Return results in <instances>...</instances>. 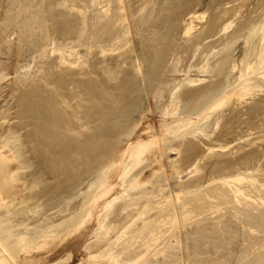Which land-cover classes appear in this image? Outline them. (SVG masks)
<instances>
[{"label": "rangeland", "instance_id": "1", "mask_svg": "<svg viewBox=\"0 0 264 264\" xmlns=\"http://www.w3.org/2000/svg\"><path fill=\"white\" fill-rule=\"evenodd\" d=\"M34 1L35 0H0V66H1L0 67V71H1L0 72V118H1L0 121H1V123H3L2 125L5 126V127L3 126L4 127L3 129H5L3 132H5L6 130L7 131H11V130L15 131V129H18V127H19V129L16 130V132L18 131L19 133L13 132L14 133L13 135L20 134L21 140H24V141H21V140L20 141L22 142V144H23V142L26 143V145L24 147H22L23 148V150H22V148H20L21 146L18 145V143H17L18 141L16 142V144L20 148V153L23 154L22 155L23 157H21V158H24V156L26 155V157H27V158L25 157L26 160H28L30 158V160H28V161L31 162V160L34 159V161H32V162L37 163V161H38L39 164L44 163L46 158H65V159L66 158H74V159H77V161L80 163H86L87 161H88L87 163L94 162L96 160H99V158H101L102 152L108 151L110 144L114 140L113 139L114 134H116V139H117L116 142H118L120 147H124L127 144L128 138L131 139V138L135 137V135L136 136L141 135V136L145 137L148 134H152L153 132H160L161 128H162V124L164 123L165 118H167V115H165L164 111L168 107V105L170 104V101L176 95L180 94L179 96L181 97V98L178 97V101H180L181 103L179 102L180 103L179 104L180 109H179L176 117L180 116L179 118H182L186 114L193 113V111H195L194 109L197 106V104H199L203 101V97H202L203 94L204 95L206 94V95H208V97H210L212 94H215V92L217 90H224L227 86H228L227 87L228 89H231L236 84H238L237 80H238L239 68H241V64H239V66H237V69L235 68L234 70L232 69L233 68L232 66L234 65V62L236 60L237 61L240 60V56L242 57V55L244 54V50H243L242 46L244 45V41L246 39V35L244 34L245 28L249 24L250 20L261 19L264 16V0H241V1L240 0H199L200 2L196 1V3L195 2L192 3V1H195V0L190 1L191 3L189 2V0H152V1L151 0H142V2H141V0H138V1H136L137 5H136V3H134L135 1L132 2V0H131V2L133 3V8H132L133 10L129 9L128 13L131 14L130 19H132V20H130L131 22L129 23L130 25H128V26H129V28H131L133 30V31L130 30L133 33H131L129 35V37L131 36L130 39H132V38H134V39H132V42H127L128 40H126L125 37L126 38H129V37L127 34L124 35V33H123V32H125L123 30L125 28L124 25L126 24V22H123L122 20H119V22H117L118 21L117 18L119 16L118 14H120V15L122 14L119 12V10L117 8L119 6L117 0L116 1L115 0H100V1L99 0H47V1L42 0L41 1L42 5L40 3V0H37V2L36 1L34 2ZM44 1H46L47 3ZM58 1L60 3H58ZM127 1L129 2V5L132 4L129 0H126V4H128ZM32 2H34V3L39 2V3L36 6V4H34ZM150 2H154V3L157 2L156 3L157 5H155L154 3H150ZM187 2H189V3H187ZM176 3L177 4L179 3L178 5H181V8H184L182 10L186 9V14L189 11L188 8L190 9V7L192 9L190 11H193V12L195 11V7L197 9L196 12L200 9L199 13H200V15L204 16V23H206V24H208V21L211 20V18L218 17L216 15H220L219 17L222 16L221 17L222 21H225V20L227 21V19L231 18L230 21L233 20V22H234L233 26L237 29V33L233 36V38H228V39L224 40V42L223 41L216 42V43L209 42L211 40H215L217 38L216 36H215V39L202 37L199 40H196L194 42H191V41L188 42V40L185 39V37H187V36L184 35V32L186 29L185 28L186 23L187 24L189 23V16L190 15L188 12V14H187L188 18L186 16H184V15H186V14H184V15H182L183 18L179 17V18H176L177 20H175V17L173 16L172 12H174L173 11L174 9H176V8L178 9V7H179L178 5H176ZM151 4H152V6H150ZM191 4H194L193 5L194 10H193ZM197 4H198V6H197ZM237 4L240 6H241V4H244L245 7L244 6H243V8H241L242 6L239 7V9L241 10L240 11L237 8L238 7ZM38 5H41V13L43 11H45L44 9H47L49 12L46 10L45 12H43L40 15L39 14L40 13V6H38ZM188 5H190V7H188ZM153 6H154V8H151ZM36 7L38 8V10H36ZM49 7H51V8H49ZM141 8H142V10H140ZM181 8L179 7V9H181ZM226 9H227V11H225ZM34 10H36V11H34ZM117 10H118V12H117ZM234 10L235 11L238 10L239 12L237 11L235 13ZM33 11H34V13L36 12L35 13L36 16L34 14H31V12L33 13ZM98 11H99V14H98ZM181 11H179V12H181ZM201 11H206V13L201 12ZM46 12H47V15H46ZM44 13H45V15H44ZM150 13H152V16ZM199 13L197 12L198 15H199ZM225 13H226V15H224ZM38 14H39V16L42 17L41 19H39L42 21L40 23V25H39V21H38V18H40V17L38 16ZM134 14H136V17ZM31 15H34L35 17L32 18ZM100 15H102V16L105 15L106 18H104L102 16L100 17ZM113 15L116 16V18ZM22 16H23V18H22ZM46 16H47V19H46ZM205 16H206V18H205ZM184 17H185V20H183ZM36 18H37V21H35ZM101 18H103L102 23L99 22V20H101ZM44 19H45V21H44ZM112 19L114 20V22ZM119 19H120V17H119ZM178 19H180V20H178ZM205 19H208V21L205 22ZM247 19H249V20L247 21ZM27 20H29V22ZM110 20H111V22H110ZM173 20H175L178 25H176L175 21H173ZM202 22H203V20L200 21V19H196L193 23H195V25H196V23L197 24L200 23V25H196V26L198 27V29H201L200 28L201 26L203 27V25H206ZM42 23H43V25H42ZM119 23L123 24V26H120ZM174 23H175L176 27H175ZM48 26L50 27L49 28V30H51L50 32L48 30ZM172 26L174 29H172ZM177 27H178V29H177ZM179 27H180V30H179ZM40 28H42V29H40ZM239 28L240 29L244 28V29L242 31L238 32ZM43 29L48 31L49 33L46 31L44 32ZM171 29H172V31L174 30L173 33H172V31L170 32ZM107 30H109V31H107ZM125 30H126V28H125ZM175 30L177 31V34H176ZM117 31H119V32H117ZM140 31H142V34L140 33ZM44 33H46V34L48 33L49 38L51 35L50 33H52L51 44H50L51 40H49V42H48V40L46 41V38H48V36L46 37L44 35ZM112 33H113V35H112ZM118 34L120 37H118ZM120 34H122V35H120ZM172 34H175L174 36L177 39ZM139 35H140V37H141V35H143V38L145 39L144 42L145 41L147 42V43L145 42L144 51L141 50V49H143V45H141L142 43H140L141 40L139 39L140 38ZM242 35L243 36L245 35V36L243 37ZM53 36H55V37H53ZM183 36H185V37H183ZM117 37L119 39H116ZM121 37H124V39H122ZM181 37H183V38H181ZM56 38H57V41H56ZM113 38L116 40V42L117 41L118 42L117 43L113 42V44H112V40H114ZM157 39L160 41H158ZM125 40H126L127 44H126ZM184 40H186L188 43L186 41L184 42ZM133 42H135L136 44ZM137 42H138V44H137ZM157 42H159L160 45ZM161 42H162L163 46H162ZM198 43L199 44L201 43V45H198ZM205 43L208 45L205 48H203V45ZM48 44H50V46H48ZM125 44H126V46L124 47ZM172 44L174 45V47L172 46ZM226 44L227 45L231 44L232 58L229 61V63H227L226 66L224 67L223 74L220 77H218V75H217L218 70H216L212 67L208 69V71H207L208 73L207 72H201V70L203 69L202 64H204L203 63L204 61H202V60L206 57V55L210 56L211 55L210 53H212V52H213L212 53V55H213L214 53L221 51L222 49H224V47H226ZM103 45L106 46V48H109L110 50L105 49V47L103 48ZM133 45L136 49V51H135L136 53H134V52L131 53V51L129 52V50H128L130 48L129 46L132 47ZM240 45H241V47H240ZM40 46H42V47H40ZM110 46H113L114 48H112ZM115 46H117V47H115ZM138 46H140V47H138ZM166 46H167V49H166ZM175 46L176 47L178 46L180 48L179 51H177L175 49ZM195 46L199 47V50L197 52L202 55V59L198 60V62H197V60L194 61V57L192 58V56H190L193 48L195 49ZM186 47H187V49H186ZM51 48H52V50H50ZM56 48H57V50H56ZM145 48L150 50V52L153 54L151 57L152 59H150V57L148 56V52L145 51ZM168 48H171L172 50L168 49ZM103 49L105 51L101 52V50H103ZM137 49H139L141 53H138L139 50H137ZM31 50H32V52H31ZM98 50H100V52ZM127 50H128V55H130L132 60L128 59ZM166 50H168L169 53H167L168 51H166ZM67 51H69V52L67 53ZM97 51L99 53H97ZM48 52L51 54H49ZM55 52L58 54L55 55ZM71 52H73V53L71 54ZM85 52H87V53H85ZM170 52H172V53H170ZM184 52L186 54H184ZM110 53H113V55ZM178 53H180V54H178ZM96 54H99V56L104 55V57H102V58L104 59V61H106L108 63H101L100 64V63H98V61H95L99 57V56H95ZM105 54H107V55L105 56ZM177 54H178V56H176ZM49 55L50 56L55 55L53 58L56 61L57 66L59 63L58 67L57 66L54 67V65H56V63L53 62V60L51 61V59H53V58H51ZM111 55H112V59L116 60V61H113V60H111V58H108V57H111ZM137 55H139L141 57V59H140L141 61L143 60L142 64L143 63L144 64H143L142 70H143V74L145 75V79H143V80H144V82H148L147 84L149 86L147 84H144L143 80H142V82H138V83L135 82L136 81L135 77L136 78L139 77L137 75V73L135 72V69H134L135 63L137 62V59L140 58V57L136 58ZM179 55H180L182 60L184 59L183 60L184 63H181L179 65V69H178V67L176 68L178 71L172 72L169 79L162 80L161 81L162 83H160V84L158 83V87H157V84L153 83V78H152L156 65L159 62H161L162 65H167V64L169 65L170 64L173 67V65L175 64L177 59H179ZM124 56L129 61L126 59H123V58H125ZM184 56H185V58H184ZM46 58L48 59V61ZM107 58L109 60H106ZM49 59L51 62H53L52 63L53 66H52L51 62L49 61ZM122 60H126L130 64L128 62L122 61ZM182 60H181V62H183ZM64 61H65V63H63ZM109 61L110 62L112 61L113 63L112 62L110 63ZM95 62H97V63L95 64ZM114 62H115V64H114ZM123 62H124V64H123ZM151 62H152V64H151ZM210 62H211V64L214 63L213 60H211ZM47 63L51 64V65L49 64V66H51V69L54 68V69H52V70H54L53 74H55V71L58 68H59L58 70L61 71V73H58L59 72L58 70L56 71L59 76L57 75V73L55 76L58 78H56L54 76H52V78H50V79H53L52 81H54V83L48 81L49 80L48 77H51L50 76V72H51L50 70L51 69L47 65ZM116 63H119V64L116 65ZM126 63H128V67H127ZM91 64L93 67L90 66V69H89L88 66ZM97 64H99V65L104 64V66H103L104 68H108L110 71L112 70L111 72H109L110 77H113V75H115V77H118V75L120 74L119 78H122V79H120V80L117 79V81L119 80V83H121L120 84L121 86L119 88L118 87L117 88H113V87L110 88L109 86L104 84V80L102 77L105 76L104 73L107 74V76H105V77H108L109 75H108L107 71H109V70L105 69L106 71H104L100 76L95 71V68L99 66ZM107 64H110V65L107 67ZM122 64H123V66L125 65L124 68H126L127 70L124 69L123 67H120V65L122 66ZM44 65L46 66V68ZM68 65H70L71 67ZM105 65H106V67H105ZM115 65L119 66L117 68L118 69L120 68V71H118V69L115 70L116 69ZM40 66L42 68L44 66V68L41 69ZM60 66H61V69H60ZM66 66H68L69 68ZM72 66H74V68H77V69L79 68V72H80L79 74L80 75H75L78 72V71H76L77 69H75L76 73H72V75L70 74V69L71 70L74 69ZM81 66H83V68ZM114 66H115V69H113ZM183 66H184V68H183ZM188 66L190 67V70H189ZM63 67H66L67 71L69 69L68 73L65 76V78L67 80L66 79L64 80L65 72L63 70ZM180 67L182 68V70H184L185 73H183V71L180 70ZM200 67H201V69H200ZM66 68H64V69L66 70ZM121 68H123V69H121ZM128 68H129V70H128ZM130 68H132V70ZM38 69H40L41 71ZM45 69H46V71L48 70L49 73L48 72L43 73L45 71ZM199 69H200V71H199ZM85 70H87V73ZM121 70L124 71V74H123V72H121ZM82 71L85 75H88L87 78H86V76L84 77V74L82 73ZM115 71L119 72V73H117L118 75L116 74ZM35 72H38V73H35ZM40 72L42 73L43 77L45 75L49 74V76H46V78H48V80L45 78L46 82L43 81L44 78H43V80L41 79L42 81L40 80V77H39ZM91 72L93 74L94 73L96 74L95 77ZM126 72H127V74H126ZM180 72H182V73H180ZM189 72H190L191 77L195 76L193 78H197L199 76V77H202L204 79V81L200 84L194 85L193 87L188 86V84H187L188 82L186 80L188 78ZM62 73L64 75H62ZM110 73H112V74H110ZM145 73H148V74H145ZM33 74H35L34 77L31 76ZM53 74L51 72V75H53ZM81 74H83V76H81ZM129 74L131 77H129ZM131 74H133V75H131ZM61 75H62V77H60ZM73 75H75V76H73ZM190 75H189V77H190ZM37 76L39 79L37 78ZM72 76L74 77L75 82L72 79L73 78ZM97 76L99 78H97ZM53 77L56 78L57 80H54ZM28 78H31L32 80L31 79L29 80ZM34 79L35 80L38 79V81L40 80L41 83L38 81H33ZM25 80H26V82L27 81L28 82L26 83ZM59 80H60V82H63V84L62 83L58 84ZM101 80H102V82H101ZM55 81H57V82H55ZM64 81L67 82L66 85H65ZM79 81H81V82H79ZM36 82H38V84ZM49 82L51 83V85L49 84ZM179 82H181V83H179ZM29 83H31V85H29ZM71 83H73V85ZM81 83L83 84V86ZM261 83H262V86H260V88L259 87L255 88L256 90L252 91V95L249 94L251 96L247 95L244 99H240L237 97H232L231 99H227L228 103L224 104L218 110L211 113V115L208 118L201 120V122H197V126L194 127L195 129L193 128L192 134L187 133L185 131V128H182L179 131V137L173 138V134H169L167 136H163L164 138L168 137L165 141H164V139L161 141V142H163V148L162 149L163 150L165 149L164 150L165 152L163 151L164 155H165L164 156L165 159H163L164 160L163 163L165 162L164 166L167 169L164 168L163 171L159 170L160 172L157 173L156 179L161 180L164 177H167L166 175L169 176L171 174L170 176H172L171 180L173 182L176 181L177 178L179 177L178 178L179 180H177L176 183H178L179 181H181L180 183H184L183 181H185V182L191 181V180H193V181L197 180L198 181L200 179H197V178L202 177V179L200 181H198V182L195 181L197 183V185H196V183L191 181L192 185L195 184L193 186L200 188V189L199 188L196 189L197 193H199L200 191L202 193L200 192L201 194H198V195H197V193L194 194V195H196L195 196L196 198L194 197L195 200L192 197V195L190 196V198L191 197L193 198V199L191 198V200L194 201V202L192 201L194 204H192V205L190 204V207L192 206L194 208V206H196L195 208H197L196 209L197 211H195V214H196V212L198 214L197 215L193 214V215H195V217L197 216L196 218L194 217L195 222L199 221V217H200L202 219V220H200L201 223L200 222H196V223L202 224L203 222L207 221L205 223H208V224H205V225H210V227L209 226L208 227L211 228L210 229L211 231L208 229V227L205 228L206 226L203 223L202 227H200V228L203 231H206L205 233H207V234H206V236L204 233L201 234L198 230V229H200L198 224H196L197 226L194 225V223H195L194 218L191 220L192 222L189 226L190 229H189V227L183 226V233L184 234H185V231H188V230L191 231V232L190 231L186 232L185 236H189V237L192 236L191 238H193L194 240H198V238H196V239L194 238V237H198L197 235L201 234V236H203V234H204V236L207 237V235H209L208 232H210V233L212 232L209 235V236L212 235V238L211 237L209 238V236L207 237L209 239H206V238L203 239V237L201 238V236H199L200 242L203 243V244L201 243L202 246L200 245V247H203L204 244H207V243H204L206 240L211 239V241H212L211 243L215 245L214 246L215 248L212 247L213 245L211 246V250L207 249V247H204L205 248L204 253H203V251L200 252V249H201L200 247H199V251L194 249L195 251H198V254L201 253L198 255V254H195L196 252L194 251V255H196L195 257H198L197 259L199 262H200V260H199L200 255H203V258H204L205 254L209 255L208 252L211 254V256L209 255L210 259H207V258H209V256L205 257L207 260H205V258L203 259L201 256V264H203L204 261H205L204 264H211V263L213 264L215 262L218 263L219 261L222 262L223 264H226L228 260H230V261H228V264L229 263L231 264V262H232V264H240V262L238 263V259L240 258L239 256H241V255H242L241 259H243V261L244 260L250 261V258H252L251 261L253 263L250 261V264L251 263L255 264V261L257 259L259 260L258 257L260 255L261 256L264 255L262 253V251H264V248H263L264 245H262V244H264V242H263L264 240L262 241V238L264 239V236L260 234V232L264 233V227H263L264 226L263 225L264 219L263 220L259 219L260 217L264 218V216H263L264 214L263 213H262L263 215L260 214L262 211H264L263 210L264 206H263V208H260V206L262 204L264 205V203H262L263 200L261 201L258 198L259 202L256 201L254 203H257V205L259 204L260 206L258 205L259 208H257V207L253 208V209H257V211L262 209V211H258L259 213L255 210V212L257 214H259L258 215L259 217L256 218V222L258 224L260 223V225H263L262 227L258 226L263 230V232H262V230H260V228H256L257 226H255V225L257 223L256 224L254 223L255 225L252 223L256 229L254 227H253V229H251V227L250 228L247 227L249 223L251 224V218H250L251 216L250 215H252V213L250 212V209L252 211V207H250V206L254 207V203L248 202L244 198L242 199V197L240 199L246 201V204H243L245 202H241L242 200L240 202L238 201L239 202L238 203L236 201V199L233 198L232 191H231V187L236 186L238 182L236 183V185H235V183L231 182L232 186H230V183L229 184L227 183L228 185L227 186L224 185L225 186L224 187L222 184H225V183L221 184V182H223V181H222V179H219L220 174H218V173H221V176L222 175L228 176V175H231V173L232 174L235 173L237 175L238 174L240 175V173L244 175L245 174L244 172H246V174H249L250 172H251L250 174L254 173V175L253 174L252 175L255 178L259 179V180L256 179L258 182H256L255 178L249 174V177L247 179L248 181L246 180L247 177H245L244 180L239 184H245L243 182L246 181V183H247L246 186H249L250 184L257 183L256 185L255 184L251 185L252 187L253 186L256 187L258 185V183L260 182L259 183L260 185H258V186H260L261 188L259 189V187H256L257 190H256V188L254 190V191H257L258 194H257V192H254L253 189H250V190H251V192L256 193L257 197L260 196L261 194H262L261 195L262 197L264 196L263 195L264 193L262 191V189H264V185H263V188L261 185V183L264 184V88H263L264 87V81L260 82V85H261ZM43 84H45L46 89H44L45 87ZM46 84L47 85L49 84V85L47 86ZM146 85H147V87H146ZM58 86H60V88H58ZM73 86L77 87L78 89L73 87ZM144 86L146 89L144 88ZM47 87H49V88H47ZM156 87H157V92L155 91ZM54 88H55V91H54ZM227 88H226V90H227ZM11 89H12V91H11ZM61 89L63 91H60ZM74 89H76V90H74ZM51 90H53V91L51 92ZM43 91H44V93H43ZM48 91H50V93ZM70 91H72V92H70ZM56 93L57 94L63 93V99H64L63 103L65 101V104H61L59 102V100H58L59 95H57ZM51 94H52V96H51ZM135 95H137V97ZM55 96H56V98H55ZM81 96H82V98H81ZM72 97L77 98V99L76 100L74 99L75 100L74 101L72 99ZM109 97H111V98H109ZM71 99L73 101H71ZM80 99H82V100L84 99V100L82 101ZM54 100L56 103L54 102ZM57 104H59V105H57ZM77 104H79V105H77ZM64 105L66 106V108L64 107ZM60 107H62V108H60ZM68 107H71L72 109L68 108ZM77 107H79L81 109H79ZM63 111H64V113H63ZM73 114H74V116H73ZM77 114H79L83 117L80 121L76 117ZM115 115L120 116L123 119V121H125V124L127 126L128 131L121 133L122 131H120L119 128H117V130L113 131L115 125L112 127L111 125L108 124V116H115ZM192 115H193L192 116L193 118L196 117V115H194V114H192ZM221 117H223V118H221ZM70 120H73V121L79 123V127L74 129L75 131L77 130L80 133H82V132L85 133L87 131V129H89V128L87 127L86 130H84V125H86V124L88 125V122H89L90 123L89 127H91V129L94 125H98L99 128H101V127L106 128V129L111 131L112 137H110L109 139H107L106 137H103V136H102V139L98 138L99 132H97V129L93 127L92 130H89V132L91 131V133H89V134L85 133L79 139L75 138L76 141L65 140L63 138L66 137V135L67 136L73 135L71 133L72 132L71 130L73 128H70L73 126H72V123L69 122ZM147 120L149 123L147 122ZM195 120L196 119H193V121H195ZM218 120H220V122ZM90 121H92V122H90ZM175 124L176 123H174V125ZM11 126L13 127V129ZM199 126H201V127H199ZM14 127H16V128H14ZM144 127H148V129L142 130ZM202 128L203 129L205 128V129L203 130ZM205 131H206V133H205ZM80 133H79V135H80ZM180 133H182V134H180ZM22 134H24V137H22ZM20 135L19 136L17 135L19 139H20ZM205 135H206V137H205ZM7 136H10V134ZM73 136L75 137V134ZM196 137H198V138H196ZM5 138H6V136L3 137L4 140H5ZM29 138H30V140H29ZM168 139H170V140H168ZM39 140H41V141H39ZM29 141H31V142H29ZM33 142H34V144H33ZM28 143L29 144L31 143L30 146L27 145ZM223 144L226 146V148L221 147V146H224ZM161 145H162V143H161ZM27 146L30 148H28ZM172 147H174L175 149L174 148L172 149ZM179 147H181V148H179ZM24 148H27L26 149L27 151H29L31 149V151H29L31 153L27 152ZM21 151H23V152H21ZM24 153H26V154H24ZM30 156H32V157H30ZM33 157H35V158H33ZM31 158H33V159H31ZM187 158H188V160H187ZM245 159H247V160H245ZM248 159H250V160H248ZM252 159H254V160H252ZM243 160H245L247 163L245 164V162ZM177 161H178V163H177ZM179 161H181V162H179ZM185 161H186V164H188V166H190V165H192V166H190V168H188V166L185 164ZM49 162H52L51 164H53L55 166L59 165V163H60L56 160L55 161L54 160L49 161ZM174 162H176V165L178 166L177 168H180V165H181L182 166L181 168H186V169L188 168V169L187 170L182 169L183 170L182 174L180 172L178 174L179 175L178 176L173 171V169L171 170V167H170L171 166L170 164H173ZM187 162H189L191 164H189ZM232 162H234V163L232 164ZM166 163H167V165H166ZM183 163H184V166L182 165ZM196 163H198L200 165V167L198 166V164L196 165ZM242 163H244V164H242ZM237 164H238V166H240V168L237 167ZM251 164H252V167L250 166ZM245 165L248 167L250 166L249 169H252V171H250V170L247 171L248 167H246ZM195 166H197L198 169ZM227 166H228V168H227ZM219 167L222 170L219 169ZM229 167H232L233 169L232 168L230 169ZM235 167L238 168V170L240 169V173H239V171L234 172L235 170H237V169H234ZM199 168H201V170H199ZM254 168L256 170L258 168L259 170L256 171ZM25 169H27V168H25ZM191 169L193 170L192 173H191ZM214 169H216V170H214ZM226 169H227V172H226ZM241 169H243V170H241ZM150 170H151L150 164L148 162H145L144 165L142 166L143 174L149 173ZM22 171H24V169H22ZM230 171H231V173H230ZM222 172H226L227 174L226 173L223 174ZM247 172H249V173H247ZM165 173H167V174H165ZM212 175H213V177H212ZM227 176H226V178H227ZM233 176H234V174H233ZM246 176H248V175H246ZM204 177H206L204 180H207L208 177H210L208 179V182L203 181ZM213 178H214V180H213ZM229 178H233V177L229 176ZM251 178L252 179L254 178V180H252ZM171 180H170L169 184H171V182H172ZM212 180L214 182L216 181L217 184H219V186H217V184H215L216 182L214 183ZM219 180L221 182H219ZM250 180H252V181H250ZM90 181H92V180L87 181V183L81 189H78L76 191V193H77L76 195L83 196L84 193L88 190L87 188L90 185V184L88 185V183ZM173 182L170 185L172 187L174 185H176V183L175 182L173 183ZM199 182H203V183H199ZM210 182H212V184ZM180 183L177 184L178 187L176 185L177 189L180 187L179 186V185H181ZM207 183H208V185H207ZM163 184L165 185L166 183L163 182L162 187H163ZM169 184H166V186H169ZM199 184L206 187V188H204L202 186L200 187ZM209 184H210V186H209ZM206 185L209 186L210 188L213 186V188H211V190H210L208 187V189H207ZM221 185L223 186V188ZM241 186H244V185H241ZM162 187L160 186L159 189H162ZM220 187L223 190L220 189ZM229 187H230V189H229ZM249 187H247L248 189H246V190H249ZM149 188L151 189V187H149ZM165 188L168 189L167 187H165ZM194 188L195 187H193V189L192 188L191 189L194 190ZM203 188H204V190L206 189L205 190L206 192H208L207 190H210V191L213 190V192H211V193L209 192V193L213 195V196H211V197H213V199L215 198V196L217 199H219V200H217L218 204L216 203L217 201L213 202L216 198L213 200L212 198H210V196H208V198L204 197L205 195L207 196V194L203 190ZM177 189H175V192H178L179 195L181 196L183 193L180 191V189H178V190ZM214 189H215V191H214ZM227 189H228V191H227ZM258 189L262 192L261 194H260V191ZM216 190H218V192ZM220 190H221V192H220ZM224 191H225V193L228 194L227 199H226V196L221 198V193ZM230 191H231V193H230ZM218 193L220 194L219 195L220 197L218 196ZM199 195H200V197H198V199L199 198L200 199L198 201L197 196H199ZM203 197L205 198V202L203 203L204 205L202 204L203 199H204ZM201 198H203V199H201ZM209 198H210V200H209ZM231 200L234 203L230 202ZM200 201H202V202H200ZM209 201H212L211 204ZM222 202H224V204H222ZM227 202H228V204L226 205ZM236 202L238 204H235ZM247 202H248V206H247ZM206 203H208V204H206ZM212 203H215V204H212ZM205 204H206V206H205ZM241 204L246 205L247 207H250V208L248 209V208H246V206L242 207ZM34 205L36 206V204H34ZM200 205H203V206H200ZM208 205H209V207H207ZM210 205L211 206L214 205V208L212 207L213 210L217 207V206L215 207V205H218V207H220L221 205H224V207L221 206L222 208H219L220 210L221 209L224 210V211L221 210L222 213L224 212V214H225L226 211H229L226 209H230V212L229 213L226 212L225 215L224 214L222 215V213H220L221 211L217 210V212L220 211L218 214L217 212L212 211V208ZM234 205H239L238 207H240L242 209L237 208ZM231 206H234V208L232 207V209L237 208V211H238V209H239V211L240 210H249V211H247V212H249V214L247 212L245 213V211L244 212L240 211L241 212V213H239L240 215L237 214L236 211L232 212ZM199 207H200V209H199ZM205 207L207 209L210 208L213 213H217L216 215H218L219 218H221V216H222L221 220L227 215L224 219H225V221H227L228 224H226V222L224 220H223V223L221 222V220L219 222L218 221L219 218L214 219V218H217L216 215L215 214L212 215V212H210V210H207L208 211L207 212ZM204 209L207 212V214L210 213V214H208V217H207V214H205V212H203ZM216 209H218V208H216ZM56 211H57V209L50 210L48 212V214L49 215L54 214V213H56ZM199 212H200V214H199ZM235 212L239 217H235V215H236ZM230 213L231 214L234 213L235 215L233 214L234 215L233 216ZM242 213L243 214L245 213V215L246 214L247 215L245 216ZM256 213H255V216H256ZM201 214H203V216ZM241 214L244 216L243 217L244 219L243 218L242 219L245 221L242 222V220H241L240 223L243 224L248 220L246 222L247 224H243L244 226L246 225L244 229L247 228V230H245V231H244V229L242 230L244 233L241 231V229L244 226L243 225L242 226L240 225V227L238 226L240 224L239 223L240 220H238V219L240 217H242ZM248 215H249V217H248ZM204 216L206 219L205 221H203ZM228 217L230 219H232L233 217L236 219L238 218L237 219L238 221L234 218H233V221H231ZM197 218H198V220H197ZM208 218L210 220H208ZM249 218H250V220H249ZM227 219H229V220H227ZM214 220H216V221L213 222ZM234 220H236V221H234ZM192 223H193V226H196V227H193V229H191ZM213 223H214L215 227H214ZM218 223H220V224L222 223L223 224L222 227L223 226L226 227L227 225L230 226L229 224L231 223V225L233 227L232 230L234 232L236 230L238 231V229H240V230L238 232L232 233L233 231L231 229H229L231 226L228 229H224V228H221V225H219ZM211 224L213 225V227L215 229L218 228V226H220L218 228V231L221 228L223 233H222V231H219L221 233H219V232L218 233L221 235H217L218 234L217 229L215 230L213 227H211ZM216 224H218L217 227H216ZM34 225L37 226V228L41 227L42 220L36 221V223ZM203 225L205 227H203ZM250 226H252V225H250ZM95 227H97V226H95ZM197 227H198V229H195ZM186 228L188 230H186ZM194 229H195V231H194ZM213 229H214V232L212 231ZM250 229L252 232L254 230H258V231L260 230L259 234L262 237L260 235H257L258 231H256V233H257L256 234L255 231L253 233L250 232L249 231ZM224 230H226V231H224ZM229 230H230V232L227 233V231H229ZM180 231H182V230H180ZM192 232L193 233L199 232V234L196 233L197 235L195 236L194 234H191ZM245 232L247 233L246 236H245V234H246ZM187 233H188V235H187ZM189 233L191 234V236ZM213 233L216 234L217 238L215 236L213 237V235H215ZM184 234L181 233L180 235L183 236ZM223 234H224L225 240L228 241V240H230V238H232L233 239V240L231 239L232 243L234 242V244H236L237 241L239 240L238 241L239 244H237V246H236V245L231 244V242H229V241L226 242L225 240H223V242H226V245L224 243L220 242L221 244H224V246H223L224 248L222 247L220 249L221 254L223 255L222 256L221 254L218 255V253H220V251L218 250L220 245L217 244L218 246L216 247V243H214V242H216L217 239L221 241ZM225 234L227 236V239H226ZM228 234H231L232 236H230ZM241 234H242V236H241ZM249 234H250V236H249ZM90 235H89L88 241H90V239L92 240V238H90V237H92L94 234H90ZM251 235H253V237H251ZM185 236L182 237V238H184L183 240H186L185 238H187V237H185ZM218 236L220 239L218 238ZM234 236H235V238H234ZM236 236H239V237L237 238ZM246 237H248V238H246ZM191 238H189V240H191ZM239 238H241V240ZM252 238H253V240H252ZM173 239L174 238H171V240H173ZM193 239H192V241H193ZM201 239H203L205 241L203 242ZM215 239H216V241H214ZM250 239H251V243L252 242H254V243L251 244ZM173 241H175V240H173ZM241 241H243L244 244ZM175 242H173V243H175ZM247 242H248V244H247ZM63 244L64 243H62V245ZM227 244H228V246L232 245V247L230 249L228 247V249H227L228 251H224L225 247H227ZM240 244L242 247L240 246ZM242 244L245 246L244 248H243ZM247 245H248V247H247ZM251 245L253 247L250 248ZM258 245H261V247L263 249L262 251L257 249L260 247ZM186 246H188L187 243L184 246V249ZM234 246L236 249L233 248ZM213 248L215 249V251ZM58 249H59V247L56 248L55 250H58ZM206 249L208 251H206ZM237 249H240V250H237ZM245 249L246 250L250 249V250L245 251ZM251 249H253L254 251L252 252ZM229 250L230 251L232 250L231 251L232 254H231V252L229 253ZM255 250H259V252H261L263 255L259 252H256ZM184 251L186 252L187 248ZM213 251H214V253H213ZM233 251H234V255H233ZM240 251H241V253H240ZM50 252L51 253L49 256H52L55 253H57V251H54V254L52 251H50ZM70 252H69V254H73L74 251L72 252L70 250ZM244 252L246 254H247V252H249L247 254V257H246V255H244L246 257V259H245V257L242 258L243 254H245ZM254 252H256L255 254L258 253L256 256L257 259H255L256 257L253 258ZM250 253H251V257L248 256ZM77 254H78L77 256H80V257L83 256L81 251H79V253H77ZM212 254L213 255L215 254L216 257L214 258V256H212ZM227 254L229 256H227ZM235 254H238L239 256L235 255ZM62 255H63V258L64 257L66 258V256H67V254L66 255L62 254ZM73 255L71 256L70 262L72 261ZM220 256H221V258H220ZM218 257L220 258V260L218 259ZM222 257L225 259L226 263H224V261H222V260H224V259H222ZM237 257H238V259H237ZM213 258L215 260H213ZM216 258H217V261H216ZM233 258L235 259L234 262H233ZM185 260L188 264H190V259L186 258ZM185 260H183L184 264H187L185 262ZM209 260L211 261V263H209L210 262ZM196 261L197 260L194 261V264H196V263L199 264ZM249 261L245 264H249ZM217 263H215V264H217ZM256 264H258V263H256ZM261 264H263V263H261Z\"/></svg>", "mask_w": 264, "mask_h": 264}, {"label": "bare ground", "instance_id": "2", "mask_svg": "<svg viewBox=\"0 0 264 264\" xmlns=\"http://www.w3.org/2000/svg\"><path fill=\"white\" fill-rule=\"evenodd\" d=\"M35 1L37 2V0H35ZM41 1L42 0H40V3H41ZM46 1H44V2H46ZM129 1L131 2V0H129ZM133 1H135L134 3H136V1H138V0H132V2ZM190 1H192V0H189V2ZM196 1H199V0L192 1V3L193 2L196 3ZM34 2H32V3H34ZM117 2H118V5H119L117 8H118L119 12L122 13L121 15L118 14L119 16L117 18L118 19L117 22H119V20H122L123 22H126V24L124 25L125 28H126V30L123 27L124 28L123 31H125V32H123V31L122 32L124 33V35L127 34L128 37H129V35L131 33H133V32H131L133 30L131 28H129V26H128V25H130L129 24L131 22L130 20H132V19H130V15L131 14L128 13L129 12L128 10L133 8V3L131 2L132 3L131 4L132 6H131V5H129V2L128 1H127L128 4H126V0H117ZM141 2H142V0H141ZM189 2H187V3H189ZM38 3H34V4H36V6H37ZM58 3H60V2L58 1ZM150 3H154V2H150ZM156 3H154V4L157 5ZM178 4L176 3V5H178ZM41 5H42V3H41ZM41 5H38V6H40V13L38 12L40 15L47 10V9H44L45 11H43L41 13ZM136 5H137V3H136ZM191 5H192V8H193V5L194 4H191ZM150 6H152V4ZM178 6L181 8V5H178ZM197 6H198V4H197ZM241 6L238 5L237 8L238 9H239V7L243 8L244 4H241ZM179 7H178V9L177 8L174 9L173 10L174 12H172L173 13V16L175 17V20H177L176 18L182 17V15L186 14V9L185 10H182L184 8L179 9ZM188 7H190V5H188ZM49 8H51V7H49ZM142 8L140 10H142ZM151 8H154V6L151 7ZM36 10H38L37 7H36ZM36 10H34V11H36ZM118 10H117V12H118ZM188 10L187 11L189 12V15H190L189 16V23L188 24L186 23V27H185L186 29H185V32H184V35H186L188 38L185 37V36H183V37H185V39L188 40V42H190V41L191 42H194L196 40H199L202 37L211 38V39L214 38L215 39V36L217 38L215 40H211L209 42H211V43H216V42H220V41H223L224 42V40H226L228 38H233V36L237 33V29L233 26V23H234L233 20L230 21L231 18L230 19H227V21L229 20L227 22L226 20L225 21H222L221 20V17L222 16L219 17L220 15H216L218 17L215 16L216 18H211V20H209V21H208L209 18L208 19H205V22L208 21V24H209L208 25V24L204 23V16L203 15H200V13H199L200 12L199 11L200 9L197 11L199 13V15L196 12V10H197L196 7H195V11L194 12L193 11H190V10H192L191 7H190V9L188 8ZM193 10H194V8H193ZM34 11H33V13L31 12V14H34L36 16V14H35L36 12L34 13ZM179 11H181V12H179ZM225 11H227V9ZM237 11L238 10H236V11L234 10L235 13ZM188 12H187V14H188ZM201 12H205L206 13V11H201ZM39 14H38V16H39ZM98 14H99V11H98ZM150 14L152 16V13H150ZM187 14L184 15V16L187 17ZM34 15H31V17L34 18L35 17ZM44 15H45V13H44ZM46 15H47V12H46ZM134 15L136 17V14H134ZM224 15H226V13ZM101 16L102 15H100V17ZM39 17L40 18H38V17L37 18H38L39 25H40V23L42 21L39 20V19H41L42 17L41 16H39ZM102 17L106 18L105 15H103ZM114 17L116 18V16H114ZM119 17H120V19H119ZM22 18H23V16H22ZM37 18L35 19V21H37ZM205 18H206V16H205ZM46 19H47V16H46ZM102 19L103 18H101V20H99V22L102 23L103 22ZM196 19H200V21L203 20L202 23L206 24L207 26L206 25H203V27L202 26L201 27L199 26L201 29H198V27L196 25H200V23H198V24L196 23V25H195V23H193ZM29 20H27V21L29 22ZM175 20H173V21H175ZM178 20H180V19H178ZM183 20H185V17H184ZM248 20L249 19H247V21ZM44 21H45V19H44ZM110 22H111V20H110ZM113 22H114V20H113ZM43 23H42V25H43ZM175 23H176V21H175ZM175 23H174V25H175ZM119 25L120 26H123V24H120V23H119ZM176 25H178V24L176 23ZM176 25H175V27H176ZM42 28H40V29H42ZM49 28L50 27L48 26V30H49ZM172 29H174L173 26H172ZM172 29L170 30V32L172 31ZM177 29H178V27H177ZM243 29L244 28H242V29L239 28L238 29V32L239 31H242ZM179 30H180V27H179ZM45 31L46 30H44V32ZM50 31L51 30H49V32ZM107 31H109V30H107ZM173 31H172V33H173ZM46 32H48V31H46ZM117 32H119V31H117ZM175 32L177 34V31L176 30H175ZM48 33L47 34L44 33V35L46 37L48 36V38H49ZM140 33L142 34V31H140ZM50 34H51L50 35V38H51L52 33H50ZM122 34H120V35H122ZM244 34L246 35V39L244 41V45L242 46V48L244 50V54L242 55V57L240 56V60H238V61L236 60L234 62V65L232 66L233 68L231 67L234 70L235 68L237 69V66H239V64H241V68H239V75H238V80H237L238 81V84H236L231 89H228L227 88L228 86H227L226 87L227 90H226V88L224 90H217L215 92V94H212L210 97H208V95H206V94L205 95L203 94L202 95L203 101L201 103L197 104V106L194 109L195 111H193V113L186 114L182 118H179L180 116L179 117H176V115H177V113H178V111L180 109L179 104L181 102L178 101V97L181 98L179 96L180 94L176 95L175 97L173 96L174 98L173 99L171 98L172 100L170 101V104L168 105V107L164 111L165 115H167V118H165L164 123L162 124V128H161V131L160 132H153V133L151 132L152 134H148L145 137H143L141 135H137V136L135 135V137H133L131 139L128 138L127 144L124 147H120V145L118 144V142H116V140H117L116 139V134H114L113 135V139L114 140L110 144L108 151L107 152H102L101 158L98 157L99 160H96L94 162L87 163L88 162L87 161L86 163H80V162L77 161V159H74V158H66V159L65 158H46L47 161L45 160L44 163L39 164L38 161H37V163H35V162L33 163L32 162V161H34L33 158H35V157L31 158L33 160H31V162H30V161H28V160H30V158L28 160H26V158H27L26 155L24 156V158H21V157H23L22 156L23 154L20 153V148H22V147H24L26 145V143H24V142H23L24 145L22 144L21 141H24V140H21V135L20 134H17L18 136L20 135V139L18 138L17 135H13L14 133H17L18 132V131L16 132V130H18L19 127H18V129H15V131L14 130L13 131L12 130L11 131H7L6 130L5 132H3L5 130V129H3L5 126L2 125L3 123H1V121H0V264H184V261L183 260H185L186 258L190 259V264H194V261L195 260H197L196 262H198L199 264H201V256L203 258V255H200V258H199L200 262H199L198 259H197L198 257H195L196 255H194V251L195 250H198L199 251L200 245L202 246V244H203L202 242H200V239H199L200 237L199 236H201L202 233H204L205 236L207 234V233H205L206 231H203L200 227H202V224L203 223H204V225L205 224H208V223H205L207 221H205L206 219H205V216H204L203 221H205V222H203L202 224H200L201 223L200 220H202L199 217L200 215L198 216L199 217V221H196V222H200V223H196L195 222V218L197 216L195 217V215H197L198 213L196 212V214H195V211H197L196 210L197 208H195L196 206H194V208L192 206H191L192 208L190 207V204L191 205L194 204L193 203L194 201L191 200V198L192 197L194 198L196 196L194 194L197 193V190L196 189H198L199 187L197 188L196 186H193L195 184L192 185V182L191 181H193V180L187 181V182L183 181L184 183H180L181 181H179L178 183H180L181 185H179L180 187L178 189H180V191L184 194V195L182 194L183 196L182 195L180 196L178 192H175V189H177V187H178V185H177L178 183H176V181L179 180L178 179L179 177L177 178L176 181H174L176 183L177 187L174 184H173L174 185L173 187L170 186L172 184V182H173L171 180V177H172V176H170L171 174L169 176L166 175L167 177H164L161 180L156 179L157 173L160 172L159 170H162L163 171V169L165 168V166H164V163L165 162L163 163V161H164L163 159H165L164 158V156H165L164 155V152H165L164 150L165 149L164 150L162 149L163 148V142H161V141L163 139L165 141L168 137L167 138H164L163 136H167L169 134H173V138L174 137H179V131L182 128H185V131L187 133H189V134L191 133L192 134L193 133V128L197 126V122H201V120H204V119L208 118L211 115V113H213L214 111L218 110L224 104L228 103L227 102V99H231L232 97H237V98H240V99H244L247 95H249V94L252 95V91L256 90L255 88H257V87L260 88V86H262V83L260 85V82L264 81V16L261 19L250 20L249 21V24L245 28V33ZM112 35H113V33H112ZM172 35L174 36L175 34H172ZM53 37H55V36H53ZM118 37H120L119 34H118ZM118 37L116 39H119ZM130 37L129 38H126L125 37V39L128 40L127 42H132V39H134V38L130 39ZM139 37H140V35H139ZM183 37H181V38H183ZM48 38H46V41L48 40V42H49V40H51L50 41V44H51L52 38L51 39L50 38L48 39ZM121 38L124 39V37H121ZM139 39L141 40V42H140V43H142L141 45H143V49H141V50L144 51V45H145V42L146 41L144 42L145 39L143 38V35H141V37ZM126 40H125V42H126ZM56 41H57V38H56ZM158 41H160V40H158ZM185 41L186 40H184V42ZM113 42H116V40L115 39L112 40V44H113ZM127 42H126V44H127ZM133 43H135V42H133ZM157 43L159 44V42H157ZM50 44H48V46H50ZM126 44L124 45V47L126 46ZM137 44H138V42H137ZM161 44H162V42H161ZM198 45H201V43L200 44L198 43ZM207 45L208 44L205 43L203 45V48H205ZM113 46H110V47L114 48ZM140 46H138V47H140ZM162 46H163V44H162ZM172 46L174 47L173 44H172ZM40 47H42V46H40ZM104 47H105V49H109V48H106V46L103 45V48ZM115 47H117V46H115ZM129 47H128L129 48L128 49L129 52L131 51V53H133V52L136 53L135 52L136 49H135L134 45L132 47L131 46H129ZM240 47H241V45H240ZM139 49H137V50H139ZM166 49H167V46H166ZM168 49H171V48H168ZM175 49L177 51H179L180 48L178 46L177 47L175 46ZM186 49H187V47H186ZM50 50H52V48ZM56 50H57V48H56ZM128 50H127V55H128ZM198 50H199V47H196L195 46V49L193 48L192 53L190 54V56H192V58L194 57V61L197 60V62H198V60H201L202 59V55L197 52ZM98 51L100 52V50H98ZM98 51H97V53H99ZM103 51H105V50L104 49L101 50V52H103ZM145 51L148 52V56L150 57V59H152L151 57H152L153 54L150 52V50H148L147 48H145ZM166 51H168V50H166ZM31 52H32V50H31ZM68 52L69 51H67V53ZM72 53L73 52H71V54ZM85 53H87V52H85ZM138 53H141L140 50L138 51ZM167 53H169V51ZM170 53H172V52H170ZM212 53H210L211 54L210 56L206 55V57L204 58L205 60L204 59L202 60V61H204L203 62L204 64H202L203 65V69L201 70V72H207L208 69L212 67V68L218 70L217 71V75H218V77H220L223 74V72H224V67L226 66L227 63H229V61L232 58L231 44L230 45H227L226 44V47H224V49H222L221 51H219L217 53H214L213 55H212ZM49 54H51V53H49ZM56 54H58V53L55 52V55ZM110 54L113 55V53H110ZM178 54H180V53H178ZM178 54L176 56H178ZM184 54H186V53L184 52ZM106 55L107 54H105V56ZM112 55H111V57H108V56L107 57L108 58H111V60H113L112 59ZM54 56H50V57L53 58ZM95 56H99V54H96ZM102 57H104V55L99 56L97 58V60H95V61H98V63H100V64L101 63H108V62L104 61V59ZM129 57H130V55H128V59H131V57L130 58ZM138 57H140V56L137 55L136 58H138ZM108 58L106 60H109ZM184 58H185V56H184ZM123 59H126V57L123 58ZM128 59H126V60H128ZM140 59H141V57L137 59V62L135 63V67H134L135 72L139 76L137 78L135 77V80H136L135 82L136 83L142 82V80L145 79V75L143 74V70H142L144 63L142 64V61L143 60L141 61ZM52 60H53V62L56 63V61L54 60V58L51 59V61ZM126 60H122V61H126ZM181 60L182 59H181V57L179 55V59H177V61L173 65V67L170 64L169 65L168 64L167 65H162L161 62H159L156 65V67H155V71L153 72L154 73L153 76H152L153 83L154 84H157V87H158V83L159 84L162 83L161 82L162 80L169 79L170 78V75L172 74V72L178 71L176 68L178 67V69H179V65L181 63H184V61H183L184 59L182 60L183 62H181ZM211 60L214 61L213 64H211V62H210ZM47 61H48V59H47ZM49 61H50V59H49ZM113 61H116V60H113ZM128 61H126V62H128ZM53 62H51V64ZM63 63H65V61ZM96 63L97 62H95V64ZM128 63H126L127 64V67H128ZM49 64L50 63H47L48 66H49ZM114 64H115V62H114ZM117 64H119V63H116V65ZM123 64H124V62H123ZM123 64H122V66L120 65V67H123L124 68L125 65L123 66ZM151 64H152V62H151ZM97 65H99V64H97ZM109 65L110 64H107V67ZM44 66H43V68H44ZM52 66H53V64H52ZM55 66H57V63H56V65H54V67ZM58 66H59V63H58ZM68 66H70V65H68ZM68 66H66V67H68ZM90 66L93 67L92 64H91V65L88 66L89 69H90ZM103 66H104V64L99 65L98 67L95 68L96 73H98L100 76H101V74L104 71H106L105 69H108V68H104ZM115 66H114V68L113 67L112 68L115 69ZM49 67L51 69V66H49ZM66 67H63V70L65 72V75L62 73V75H64V80L66 79L65 76H66V74L69 71V69L67 71V68ZM72 67L74 68V66H72ZM81 67L83 68V66H81ZM105 67H106V65H105ZM117 67H119V66H116V69L115 70L118 69ZM43 68L41 67V69H43ZM45 68H46V66H45ZM64 68H66V70ZM123 68H121V69H123ZM183 68H184V66H183ZM52 69H54V68H52ZM52 69L50 71L53 74L54 73V70H52ZM60 69H61V66H60ZM75 69H77V68H74L72 70L70 69V74L71 75H72V73H76L75 72ZM124 69H126V68H124ZM130 69L132 70V68H130ZM200 69H201V67H200ZM200 69H199V71H200ZM38 70H40V69H38ZM128 70H129V68H128ZM180 70H182L181 67H180ZM189 70H190V67H189ZM56 71H55V74H53V75H51V72H50V76L51 77H48L49 80H48V78H46V76H49V74L48 75H45L43 77L42 76V73L40 72L41 73V74L39 73L40 80L41 79L43 80V78H44L43 81L46 82L45 81V78H46L48 81L54 83V81H52L53 79H50V78H52V76L56 77L55 76L56 73H57ZM58 71H59L58 73H61L60 70H58ZM76 71H78V72L75 75H80L79 74L80 73L79 72V68ZM85 71L87 73V70H85ZM111 71L110 70L107 71L108 72V75H109V72H111ZM118 71H120V68L118 69ZM182 71H183V73H185L184 70H182ZM47 72H48V70L46 71V69H45V71L43 73H47ZM121 72H123V74H124V71L121 70ZM35 73H38V72H35ZM58 73H57V75H58ZM82 73H83V71H82ZM117 73H119V72H116V74ZM180 73H182V72H180ZM83 74H81V76H83ZM110 74H112V73H110ZM126 74H127V72H126ZM145 74H148V73H145ZM34 75L35 74H33L31 76L34 77ZM62 75L60 77H62ZM75 75H73V76H75ZM93 75L95 77L96 74L94 73ZM104 75L107 76L106 73H104ZM119 75H118V77H115V75H113V77H110V75L108 77H105V76L102 77L103 80H104V84H106L110 88L111 87H113V88H117L118 87L119 88L121 86L120 85L121 83H119V80L122 79V78H119ZM131 75H133V74H131ZM189 75H190V72H189ZM189 75H188V78L186 80L188 82L187 83L188 86H192L193 87L194 85L200 84V83H202L204 81V79L202 77H199L198 76L197 78H193L195 76L191 77V75H190V77H189ZM85 76L87 78L88 75H85L84 74V77ZM129 77H131L130 74H129ZM31 78H28V79L30 80ZM37 78H38V76H37ZM56 78H58V77H56ZM56 78H54V80H57ZM97 78H99V77L97 76ZM35 79L33 81H38L39 78L37 80H35ZM72 79L74 80V77ZM117 79H119V80L117 81ZM40 80L38 82H40ZM25 82H26V80H25ZM38 82H36V83L38 84ZM50 82H49V84L51 85ZM55 82H57V81H55ZM64 82H65V85H66L67 82L66 81H64ZM74 82H75V80H74ZM79 82H81V81H79ZM101 82H102V80H101ZM143 82H144V80H143ZM60 83L63 84V82H60V80H59L58 81V84H60ZM147 83L148 82H144V84H147ZM179 83H181V82H179ZM71 84L73 85V83H71ZM29 85H31V83H29ZM43 85L45 87V88L44 87L43 88L46 89L45 84H43ZM147 85H146V87H147ZM82 86H83V84H82ZM49 87H47V88H49ZM73 87H75V86H73ZM157 87L155 88V91L156 92H157ZM58 88H60V86H58ZM75 88H77V87H75ZM144 88H145V86H144ZM74 90H76V89H74ZM11 91H12V89H11ZM52 91L53 90H51V92ZM54 91H55V88H54ZM60 91H63V90L61 89ZM72 91H70V92H72ZM48 92L50 93V91H48ZM43 93H44V91H43ZM57 95H59V97H58L59 102L61 104H65V101L63 103V100H64L63 99V93H61V94L58 93ZM251 95H249V96H251ZM51 96H52V94H51ZM135 96L137 97V95H135ZM55 98H56V96H55ZM81 98H82V96H81ZM109 98H111V97H109ZM72 99L73 100L74 99L76 100L77 98H73L72 97ZM72 99H71V101H73ZM80 100H82V99H80ZM54 102H55V100H54ZM57 105H59V104H57ZM77 105H79V104H77ZM64 107L66 108L65 105H64ZM60 108H62V107H60ZM68 108H71V107H68ZM77 108H79V107H77ZM79 109H81V108H79ZM63 113H64V111H63ZM192 114L196 115V117L193 118L192 117L193 116ZM73 116H74V114H73ZM76 117L79 119V121L83 118L79 114H77ZM223 117H221V118H223ZM193 119H196V120L193 121ZM218 121L220 122V120H218ZM69 122L72 123V126L73 127H70V128H73L71 130L72 131L71 133L73 135L75 134V137L73 135H68L67 136L65 134L66 137L63 138L65 140L76 141L75 138H78L79 139L85 133H88V134L91 133V131L89 132V130H92L93 127L97 129V132H99L98 133L99 134L98 135V138L102 139V136H103V137H106L107 139H109L110 137H112L110 130H108L106 128H103V127L99 128L98 125H94L92 127V129H91V127H89L90 126V123L89 122H88V125L87 124L84 125V130H86L87 127L89 129H87V131L85 133L84 132L80 133L79 131H77V130L75 131L74 130L77 127H79V123H77V122H75L73 120H70ZM90 122H92V121H90ZM147 122H148V120H147ZM174 123H176V124L174 125ZM108 124L111 125L112 127L115 125L113 131L117 130V128H119L120 131H122L121 133L128 131L127 126L125 124V121H123V119L120 116H118V115L108 116ZM16 127H14V128H16ZM199 127H201V126H199ZM12 129H13V127H12ZM147 129H148V127H144L142 130H147ZM79 133H80V135H79ZM205 133H206V131H205ZM6 134L7 135L10 134V136H7ZM180 134H182V133H180ZM5 136H6V138L4 140L3 137H5ZM22 137H24V134H22ZM205 137H206V135H205ZM196 138H198V137H196ZM29 140H30V138H29ZM168 140H170V139H168ZM31 141H29V142H31ZM39 141H41V140H39ZM16 142L18 143V145L21 146L20 148L18 147V145L16 144ZM161 143H162V145H161ZM30 144L28 143L27 145L30 146ZM33 144H34V142H33ZM221 147H225L226 148L225 145L224 146H221ZM28 148H30V147H28ZM173 148L174 147H172V149ZM179 148H181V147H179ZM24 149L26 150L27 148H24ZM22 150H23V148H22ZM29 151H31V149ZM29 151H27V152H29ZM21 152H23V151H21ZM29 153H31V152H29ZM24 154H26V153H24ZM30 157H32V156H30ZM53 160L54 161L56 160V161L60 162L59 165L55 166V165L51 164L52 162H49V161H53ZM187 160H188V158H187ZM245 160H247V159H245ZM245 160H243V161L246 164L247 162ZM248 160H250V159H248ZM252 160H254V159H252ZM145 162H148L150 164V166H151V170L147 174L145 173L146 171L144 172L145 174H143V171H142V166L144 165ZM179 162H181V161H179ZM177 163H178V161H177ZM187 163H189V162H187ZM233 163L234 162H232V164ZM185 164H186V161H185ZM189 164H191V163H189ZM197 164L198 163H196V165ZM242 164H244V163H242ZM252 164L250 165L251 167H252ZM166 165H167V163H166ZM170 165L169 166L171 167V170L173 169V171L177 175L180 172L182 174L183 170L186 169V168H181L182 167L181 165H180V168H177L178 166L176 165V162H174L173 164H170ZM182 165L184 166V163ZM186 165L188 166V164H186ZM190 166H192V165H190ZM190 166H188V168H190ZM198 166L200 167L199 164H198ZM195 167H197V166H195ZM237 167L240 168V166H238V164H237ZM246 167H248V166H246ZM249 167H248V170L247 171H249V170L252 171V169H249ZM25 168H27V169H25ZM227 168H228V166H227ZM229 168L231 169L232 167H229ZM22 169H24V171H22ZM165 169H167V168H165ZM192 169H191V173L193 172ZM197 169H198V167H197ZM219 169H221V168L219 167ZM234 169H237L234 172L239 171V173H240V169L238 170V168H236V167ZM199 170H201V168H199ZM214 170H216V169H214ZM241 170H243V169H241ZM258 170L259 169L257 168L256 171H258ZM226 172H227V169H226ZM226 172H222V173L225 174ZM230 173H231V171H230ZM244 173H245L244 174L245 176L243 174H241V173H240V175L239 174L237 175V174L233 173L234 174V176H233V174L231 173L232 176L231 175H228V176L226 175L227 178H226L225 175L224 176L223 175L221 176V173H218V174H220L219 179H222V181H223V182H221L219 180V182H221V184L222 183H225V184H222L223 186L224 185L227 186L229 183H230V186H232L231 185V182L232 183H235V185H236V183L238 182L236 186H232L231 187V191H232L233 198L236 199L237 202L238 201L240 202L244 198L248 202H252V203H254L256 201L259 202L258 200L260 199L261 201L263 200L262 203H264V196L263 197L261 196L262 195L261 194L262 192L259 190L261 187L258 186V185H260L259 184L260 182L256 186V187H259L258 190L260 191V194H261L258 197H257L256 193H254V192H257V191H254L256 187L253 186L254 187L253 188L251 186V185H254V184L256 185L257 183L250 184V185L248 184L250 187L249 186H246V184H247L246 181L243 182L245 184H239V183H241L244 180L245 177H247L246 178V180H247L248 177H249V174L251 172L250 173L247 172L249 174H246V172H244ZM165 174H167V173H165ZM252 174L254 175V173H252ZM252 174H250V175L253 176ZM246 175H248V176H246ZM229 176L230 177H233V178H229ZM212 177H213V175H212ZM205 178L206 177L203 178V181H207L208 182V179L210 177H208L207 180H204ZM254 178L253 179L251 178V179L254 180ZM197 179H200L201 180L202 177H198ZM256 179L259 180L258 178H255V180ZM89 180H92V181H90L91 183L90 182L88 183V185L89 184L90 185L87 188L88 190L84 193V195L83 196L76 195L77 194L76 191L78 189H81L87 183V181H89ZM170 180L172 181L171 184H169L170 183ZM200 180H198V181H200ZM213 180H214V178H213ZM252 180H250V181H252ZM257 180H256V182H258ZM195 181H197V180H195ZM195 181H193V182L196 183ZM163 182H165L166 184H169V186H166V184L165 185L163 184V187H162V183ZM199 183H203V182H199ZM210 183L212 184V182H210ZM215 184H217V182ZM196 185H197V183H196ZM207 185H208V183H207ZM241 185H244V186H241ZM261 185H262V188H263V185L264 184L261 183ZM160 186L162 187V189H159ZM199 186L201 187L202 185L199 184ZM209 186H210V184H209ZM209 186H207V189H208ZM217 186H219V184H217ZM223 186H222V188H223ZM149 187H151V189ZM165 187H167L168 189H166ZM193 187H195L194 190H192ZM202 187H204V186H202ZM247 187H249V190L250 189H253L254 192H251V190L250 191L249 190H246V189H248ZM204 188H206V187H204ZM204 188H203V190H204ZM211 188H213V186ZM211 188L209 187L210 190H211ZM222 188L220 187V189H222ZM229 189H230V187H229ZM210 190H207L208 192L205 191L206 194H207V196L205 195L204 197L205 198H208V196H210V198L213 199V197H211L213 195L210 194L211 192H213V190L212 191H210ZM256 190H257V188H256ZM214 191H215V189H214ZM216 191L218 192V190H216ZM227 191H228V189H227ZM231 191H230V193H231ZM262 191L264 193V189H262ZM200 192L197 193V195L202 193V192L201 193ZM220 192H221V190H220ZM257 194H258V192H257ZM191 195H192V197L190 198ZM219 195L220 194L218 193V196ZM225 196H226V199H227L228 194L225 193V191H224V192L221 193V198L222 197H225ZM198 197H200V195L197 196V199H198ZM241 197H242V199H240ZM195 198H194V200H195ZM203 198H201V199H203ZM205 198L203 199V202L200 201V202H202V204L205 202ZM210 198H209V200H210ZM215 198H216V196H215ZM199 199H198V201H199ZM217 200H219V199L216 198L213 202H216ZM232 200L230 202H232ZM212 201H209L210 204H211ZM224 202H222V204H224ZM237 202L235 204H238L239 203V202L238 203ZM241 202H245L243 204H246V201H244V200H242ZM248 202H247V206H248ZM208 203H206V204H208ZM216 203L218 204V201ZM232 203H234V202H232ZM34 204H36V206ZM206 204H205V206H206ZM212 204H215V203H212ZM227 204H228V202L226 203V205ZM243 204H241L242 207L243 206H246V205H243ZM203 205H200V206H203ZM256 205H257V203H254V207L253 206H250V207H252V211L250 209V212L252 213V215H250L251 216L250 217L251 218V224L249 222L248 223L250 225H252V226H250L248 224L247 227H249V228L251 227V229H253V227L255 228V226H257L256 228H260L258 226H261L262 227L264 225V224L263 225H260V223L258 224L256 222V218L259 217L258 216L259 214H257L255 212V210L257 211V209H253V208H255V207L259 208L258 207L259 204L257 206ZM221 206L224 207V205H221ZM221 206L218 207V205H215V207L218 208V209L215 208L216 209V210L214 209L215 211L213 210L214 205L211 206V208L213 207L212 208V211L213 212H217V210H220L219 208H222ZM234 206H236L237 208H240V207H238L239 205H234ZM234 206H231V209H232V207L234 208ZM247 206H246V208L249 209L250 207H247ZM263 206L264 205L262 204L260 206V208H263ZM207 207H209V205ZM237 208L236 209H232V212L236 211L237 214H239V213L244 212V211H245V213L247 211H249V210H240L241 211L240 212L239 209L237 211ZM53 209H57L56 213L49 215L48 212L50 210H53ZM199 209H200V207H199ZM205 209H206V211L207 210H210V212H212L210 208L207 209L205 207ZM205 209H204L203 212H205V214H207L208 211L206 212ZM240 209H242V208H240ZM221 210H223V209H221ZM226 210H229V211H226ZM226 210H225L226 212H228V213L230 212V209H226ZM263 210H264V208H263ZM253 211L256 213V216L257 217L255 216V213ZM258 211H262V209H260ZM200 212H199V214H200ZM213 212H212V215L213 214L216 215L217 213L219 214V212H217V213H213ZM226 212H225V214H226ZM236 212H235V214H236ZM220 213H222V211ZM245 213L244 214L242 213V214L245 215ZM247 213L249 214V212H247ZM262 213L264 214V211H262L260 214H262ZM193 214H195V215H193ZM203 214H201V215L203 216ZM208 214H210V213H208ZM208 214H207V217H208ZM223 214H224V212L222 213V215ZM233 214H231V215H233ZM237 214L235 215V217H239ZM243 215L239 219L237 218L238 220H240L239 223L241 222V220H242V222L245 221V220H243L244 219L243 218L244 217ZM216 217L217 218H214V219H218L219 218L218 215H216ZM248 217H249V215H248ZM193 218H194V222H195L194 225L198 224V226L200 228V229H198V227H197L195 229H198L201 234L200 235H197V234H199V232L198 233L196 232L197 234L195 232L194 233L192 232L191 234H194L195 236L197 235L198 237H194V238L195 239L198 238V240H194L193 238H191L192 236H191L190 233L189 234H190L191 237L185 236L186 235V232L190 231L187 228H186V230H188V231H185V234L183 233V226L184 227L185 226L186 227H189L190 224H191V222H192L191 220ZM221 218H222V216H221ZM221 218L218 219L219 222H220ZM224 218L221 220L222 223H223V220L225 221ZM233 218L232 219L229 218V219L231 221H233ZM250 218H249V220H250ZM229 219H227V220H229ZM234 219H236V218H234ZM259 219L263 220L264 218L260 217ZM38 220H42V225L39 228H37V226L34 225L36 223V221H38ZM197 220H198V218H197ZM208 220H210V219L208 218ZM236 220H234V221H236ZM215 221L216 220H214L213 222H215ZM225 222H226V224H228L227 221H225ZM246 222L243 223V224H247ZM222 223L221 224L218 223L219 225H221V228L228 229L230 226L232 227L231 223L229 224L230 226H228V225L226 226L227 228L224 227V226L222 227V225H223ZM252 223L253 224L254 223L255 224L257 223V224L256 225L254 224L255 225L254 226ZM218 224H216V227H217ZM243 224L240 223L238 226L240 227V225L242 226ZM204 225H203V227L206 226L205 228H207L208 226L210 227V225H205V226ZM213 225H214V223H213ZM213 225L211 224V227H213ZM95 226H97V227H95ZM196 226H193V223H192V225H191L192 228L191 229H193V227H196ZM245 226L241 229V231L245 228ZM209 227H208V229L210 230L211 228H209ZM214 227H215V225H214ZM219 227L220 226H218V228ZM231 227L229 229L232 230L233 227L232 228ZM218 228H216L217 229V233L219 231H222L221 228L218 231ZM189 229H190V227H189ZM195 229H194V231H195ZM214 229L212 230L213 232H214ZM251 229L249 230L250 232H252ZM180 230H182V231H180ZM239 230L240 229H238V231ZM245 230H247V228L244 229V231ZM260 230H262V229L260 228ZM224 231H226V230H224ZM238 231L236 230L235 232H238ZM254 231L256 233V231H258V230H254ZM259 231H258V234L257 233L256 234L257 235H260L261 234V235L264 236V233H261L260 232V234H259ZM180 232L182 234H184L183 236L187 237V238H185L186 240H183L184 238H182L183 236L180 235L181 234ZM229 232H230V230L227 231V233H229ZM235 232L233 231L232 233H235ZM262 232H263V230H262ZM208 233L210 235L212 232L211 233L208 232ZM219 233H221V232H219ZM219 233L217 235H221ZM222 233H223V231H222ZM90 234H94V235L92 237H90V238H92V240L90 239V241H88ZM204 234H203V236H201V238L202 237H203V239H205V238L206 239H209L210 237L212 238V235L211 236L207 235V237L209 236V238H207V237L204 236ZM213 234H215V233H213ZM231 234H228V235L232 236ZM250 234H249V236H250ZM187 235H188V233H187ZM246 235H247V233L245 234V236ZM214 236L216 237V234L213 235V237ZM222 236L223 237H222L221 241L218 240V239H217V241H216V239L214 240L216 242L213 241L214 243H216V247L218 246L217 244L220 245L219 246V249H218L220 251V253H218V255L221 254V250L220 249L224 246V244L226 245V242H228V241L231 242L233 240L232 238H230V240L227 241L224 238V234ZM225 236H226V234H225ZM241 236H242V234H241ZM188 237L191 238V240H189ZM236 237L238 238L239 236H236ZM251 237H253V235H251ZM171 238H174L173 240H175L176 242L173 241V240H171ZM218 238H219V236H218ZM234 238H235V236H234ZM246 238H248V237H246ZM192 239H193V241H192ZM203 239H201V240L204 242L205 240H203ZM226 239H227V236H226ZM239 239L241 240V238H239ZM223 240H225L226 242H223ZM252 240H253V238H252ZM263 240L264 239L262 238V241ZM172 241L175 242V243H173ZM238 241H237L236 244H234V242L233 243L231 242V244L237 246V244H239ZM211 242H212L211 239L210 240H206L204 243H207V244H204L203 247H200L201 248L200 249V252L201 251H203V253L205 252V248L204 247H207V249H210L211 250V246L212 245H213L212 247L215 246ZM220 242L221 243H224V244H221ZM241 242L243 243V241H241ZM62 243H64V244L62 245ZM186 243H187L188 246H186L185 249H184V246L186 245ZM250 243H251V239H250ZM252 243H254V242H252ZM247 244H248V242H247ZM262 245H264V244H262ZM240 246H241V244H240ZM258 246L261 247V245H258ZM58 247H59V249L58 250H55ZM228 247L230 249L232 247V245H229L228 246V244H227V247H225L226 250L224 249V251H228L227 250ZM244 247L245 246L243 245V248ZM247 247H248V245H247ZM251 247H253V246L251 245L250 248ZM260 247L257 248V249H259V250L262 251L263 249H262V247L261 248ZM186 248H187V251L185 252L184 250H186ZM233 248H235V246ZM207 249H206V251H208ZM246 249H245V251L250 250V249H248V250H246ZM253 249H251L252 252L254 251ZM53 250L54 251H57V253L54 254V251ZM70 250L72 252L74 251L73 252L74 255L73 254H69ZM237 250H240V249H237ZM259 250H255V251L256 252H259ZM50 251H52L54 255L49 256L50 253H51ZM79 251H81V253L83 255V256H81L82 258L80 256H77L78 255L77 253H79ZM198 251H195L196 252L195 254H198ZM214 251H215V249H214ZM214 251H213V253H214ZM231 251L229 250V253ZM256 252H254V254ZM240 253H241V251H240ZM248 253L249 252H247V254ZM251 253L248 255L249 257H251ZM259 253H261V252H259ZM262 253L264 254V251H262ZM62 254H64V255L67 254L66 258L65 257L63 258V255ZM199 254H201V253H199ZM208 254L211 256V254L209 252H208ZM231 254H232V252H231ZM247 254L246 253L243 254V257L242 258L245 257L244 255H246V257H247ZM254 254H253V258H255L258 253L255 254V255ZM72 255H73L72 261L70 262ZM209 255L205 254L204 255V258L207 257V256H209ZM233 255H234V251H233ZM235 255H238V254H235ZM210 256L207 259H210ZM212 256H214V258L216 257L215 254L214 255L212 254ZM227 256H229V255L227 254ZM241 256H239L240 257L239 259L237 257L238 263L240 262V264H242L244 262L243 264H245V263H247L249 261V260H246V261L244 260L243 261V259H241ZM260 256L258 257L259 260L257 259V257L255 258V259H257L256 261L254 260L255 261V264L256 263H258V264L263 263L264 264V255L261 256V257ZM246 257H245V259H246ZM214 258H213V260H215ZM220 258H221V256H220ZM220 258L218 257L219 260H220ZM207 259L205 258V260H207ZM222 259H224V258L222 257ZM234 260L235 259L233 258V262H234ZM251 260H252V258H250V261ZM216 261H217V258H216ZM222 261H224V263H226L225 262V259L222 260ZM228 261H230V260H228ZM228 261H227L226 264H228ZM250 261H249V264H250ZM185 262H186V260H185ZM204 263H205V261H204ZM209 263H211V261ZM215 263H217V262H215ZM215 263H213V264H215ZM219 263L221 264L222 262L219 261L217 264H219ZM231 264H232V262H231Z\"/></svg>", "mask_w": 264, "mask_h": 264}]
</instances>
